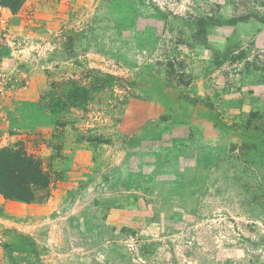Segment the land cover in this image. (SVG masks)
I'll return each mask as SVG.
<instances>
[{
	"label": "rangeland",
	"instance_id": "1",
	"mask_svg": "<svg viewBox=\"0 0 264 264\" xmlns=\"http://www.w3.org/2000/svg\"><path fill=\"white\" fill-rule=\"evenodd\" d=\"M15 146L51 183L0 195V264H264V0L0 7Z\"/></svg>",
	"mask_w": 264,
	"mask_h": 264
},
{
	"label": "trees",
	"instance_id": "2",
	"mask_svg": "<svg viewBox=\"0 0 264 264\" xmlns=\"http://www.w3.org/2000/svg\"><path fill=\"white\" fill-rule=\"evenodd\" d=\"M26 1L0 0V7L7 8L15 14L21 10ZM88 73L89 75L96 74L100 76L96 79V86L94 88L98 92H104L111 87L115 91V83L122 81L114 76L103 75L96 70H91ZM67 84L76 90L74 92L75 96L72 101L68 102V106L86 109L83 106L85 104L83 101L86 99V93L84 96L77 94L79 90H84L80 87V81H69ZM61 85L59 84V86ZM56 87L55 84L53 89ZM76 95H79V99L81 100L77 99L78 96ZM125 102L120 100L116 108H121ZM60 106H66V103L58 99L54 107L59 108ZM100 141L102 142L101 139L98 140V142ZM50 183L51 176L43 162L28 153L24 147L15 146L0 149V195L4 198L31 203L36 200L38 192L48 190Z\"/></svg>",
	"mask_w": 264,
	"mask_h": 264
}]
</instances>
